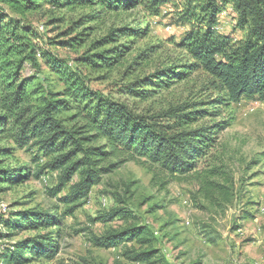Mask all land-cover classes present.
Masks as SVG:
<instances>
[{"label":"trees","instance_id":"obj_1","mask_svg":"<svg viewBox=\"0 0 264 264\" xmlns=\"http://www.w3.org/2000/svg\"><path fill=\"white\" fill-rule=\"evenodd\" d=\"M167 2L0 0V145L5 144L0 147V164L16 150L30 156L28 165L0 168V184L10 188L34 176L51 175L56 183L52 196L64 205L67 217L89 200L105 175L134 163L153 175L192 180L198 189L195 198L207 205L198 204L201 209L224 212L234 203L231 172L222 160L224 154L216 155L218 135L231 122L221 113L232 114L242 99H264V0H184L176 12V24L184 29L178 44L182 58L167 60L147 73L141 71L151 57L148 50L140 52L122 74V100L91 86L122 66L132 41L149 33L147 20L157 17ZM44 5L65 13L89 11L56 36L55 45L63 49L81 48L97 25L106 19L113 22L79 58L70 60L47 50L44 27L28 21V15ZM227 11L236 14V26L245 32L239 40L219 31ZM44 65L62 82L61 90L44 83ZM178 90L184 96H176ZM132 186L125 196H131ZM116 197L123 206L105 221L134 219L126 200ZM56 214L54 209L23 210L0 217V225L5 232L40 231L60 225ZM52 234L5 245L1 263L54 259L60 246ZM1 238L9 239V232ZM131 241L142 246L160 243L147 226L138 225L90 238L95 247L106 250ZM155 254L144 250L126 255L145 264Z\"/></svg>","mask_w":264,"mask_h":264},{"label":"rangeland","instance_id":"obj_2","mask_svg":"<svg viewBox=\"0 0 264 264\" xmlns=\"http://www.w3.org/2000/svg\"><path fill=\"white\" fill-rule=\"evenodd\" d=\"M167 1L157 17L147 20L149 33L132 41L133 49L122 66L111 72L107 79L92 82L94 90L122 100L119 95L122 86L119 84H122L125 67L145 50L149 51L151 59L149 66L141 72L150 73L161 63L166 64L167 60L183 57L178 44L184 29L181 24H176V12L182 9L184 0ZM88 12L65 13L44 5L39 11L29 14L28 21L44 27L41 34L47 50L76 60L113 22L106 19L104 24L97 25L98 29L79 49H63L55 45L56 36ZM223 15L220 33L230 36L232 41L241 39L245 32L237 28L236 14L227 11ZM42 69L44 83L54 91L61 90L59 78L45 65ZM176 96H184L183 91L178 90ZM221 117L224 120L230 118L231 122L218 135L220 145L216 155L224 154L222 160L229 167L236 190L234 203L228 205L224 212L198 207V204L207 205L195 198L198 189L192 180H175L159 173L153 175L144 167L127 163L105 175L92 188L89 200L73 216L66 217L64 205L52 196L51 189L56 183L51 175L34 176L15 187L0 184L3 190L0 193V217L6 218L23 210L54 209L60 225L40 231L14 229L10 232L6 229L9 239L1 238L6 232L0 225V264L5 245L19 244L50 232L60 246L57 256L52 260L37 257L26 264H141L130 261L126 254L144 250L156 252L153 259L145 264H264V99H242L233 106L232 114L224 110ZM4 146V143L0 145ZM13 154L0 164V168H18L30 163L28 153L16 150ZM130 184H133L131 196H125ZM66 192L59 194L58 198ZM117 195L126 200L134 219L116 217L105 221L116 208L123 206L117 201ZM137 225L147 226L160 243L142 246L131 241L106 250L90 242L91 237H102Z\"/></svg>","mask_w":264,"mask_h":264},{"label":"built area","instance_id":"obj_3","mask_svg":"<svg viewBox=\"0 0 264 264\" xmlns=\"http://www.w3.org/2000/svg\"><path fill=\"white\" fill-rule=\"evenodd\" d=\"M5 247H3V249H4Z\"/></svg>","mask_w":264,"mask_h":264}]
</instances>
